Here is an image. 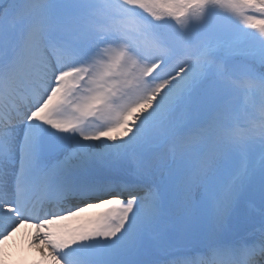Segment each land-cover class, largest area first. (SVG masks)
Instances as JSON below:
<instances>
[{"label": "rangeland", "instance_id": "obj_1", "mask_svg": "<svg viewBox=\"0 0 264 264\" xmlns=\"http://www.w3.org/2000/svg\"><path fill=\"white\" fill-rule=\"evenodd\" d=\"M9 1L0 0V13L5 14L0 19V67L5 65L6 68L5 71L0 69V81L11 94H14L13 89L26 93L27 89L35 91L40 98L39 109L41 105H49L46 111H41L27 124L29 130L37 134V142V137H40V143L49 149L48 165L62 162L63 157L75 149L71 138L77 136L84 145L79 152L89 153V157L83 158L87 163L91 160L92 165H103L104 162L121 160L123 164L118 166L122 168L121 176L129 174L133 177L139 172L150 182L151 189L162 190L158 198L148 190L144 194L146 198L134 199L133 204L114 202L104 209L103 215L102 212L97 215L96 221L93 214L82 226L71 229L72 225H69L61 229L62 234L54 230L51 238L57 248H63V244L60 246L62 237L75 243L80 237L77 234L81 233V237L86 239V250L97 257H112L113 252L122 246H133L134 236L138 240L141 238L147 247L160 250L159 245L156 247L155 242L147 239V235L154 233V226L156 229L161 226L155 218L158 212L172 219L171 229H168L167 222V229L162 230L169 234L172 249L188 250L193 245L187 244L198 238H217L221 234L214 223L215 216H209V199L217 190L216 181L224 179L228 170L232 172L240 168L239 162L244 157L248 158V171L241 184L237 183L228 195L216 218L223 226L221 232L229 236L240 233L242 223L238 221L243 214L247 231L240 233V237H249L252 230L264 233V158L260 162L264 156V75L248 66L258 53L241 46L245 33H253L256 27L264 25V11L259 5L251 8L253 0L239 6L232 0H208L202 4V13L199 12L201 21L221 31L222 36L198 39L196 25L189 23L191 17L188 15L192 8L185 18L177 19L173 12L161 9L159 3L153 7V14H156L153 18L157 19L147 21L126 7L121 15L102 26V13L109 0H54L55 10L64 19L72 16L76 20L81 12L88 17L82 23H76L74 32L79 30L76 38L69 40L64 36L62 40L51 41L47 37L48 31L41 29L37 22L26 27L18 26L19 18L24 16L40 19L35 6L50 0H26L16 12L11 10L12 4L9 10H5ZM185 1L190 4L189 0ZM258 1L264 3V0ZM213 3H218V6L214 8ZM119 5L120 8L123 6L122 3ZM230 9L232 13H229ZM256 14L262 15L263 19H258ZM184 27V40H189V45L183 44L182 50L174 56L172 44L181 36L180 31ZM98 33L100 37L107 38L106 46L99 50L93 47ZM116 44H120L118 50H124V59L128 58L127 55H134L127 66L129 71L118 79L117 72L120 71L115 70L101 82L99 76L105 73L102 59L110 54L107 45L110 49ZM116 52L113 50L108 57ZM155 59L164 63L153 70L151 79L144 84L138 73L135 74L137 67L140 65V70H143L149 61ZM78 62L90 67L85 84L76 82V77H62L68 67ZM16 73L25 75L18 77ZM163 82L166 83L164 93L168 95L169 102L160 107L150 100L152 90L149 89ZM200 84H205L199 93L201 103L192 104L191 99L197 95L195 90L202 89H199ZM66 92L70 93L69 97H66ZM44 96L52 98L46 100ZM68 99L74 102L69 107L63 105ZM141 102L149 104L129 129L107 137L105 131L118 125L122 116ZM18 105L25 110L21 103ZM184 107L187 109L185 115L181 114ZM96 108L97 113L92 116L91 111ZM85 118L89 121L88 127L80 125L79 121H85ZM95 129H100L98 132L107 141L99 143L94 137ZM10 130L6 135L8 150L0 151L2 196L10 185L9 168L13 152L9 149L13 148L18 137L17 133L11 135L13 130ZM94 141L99 145H94ZM168 150L166 164L162 165L160 160ZM197 153L198 162L191 164ZM15 158L18 157L14 155ZM172 165L176 168L173 169ZM170 169L171 173H166ZM179 175L182 176L180 179ZM177 185L185 190L181 195L175 193L174 186ZM241 196L250 201L243 202L247 204L232 203ZM152 199L156 213L146 209ZM226 205L230 208L225 212ZM177 209L181 211L176 213ZM179 215L186 218L180 219ZM173 218H177L183 228L177 226ZM2 226L0 223V229ZM91 236L96 242H92ZM40 250L35 248L38 255ZM15 252L25 253L24 249L19 251L18 244Z\"/></svg>", "mask_w": 264, "mask_h": 264}, {"label": "bare ground", "instance_id": "obj_2", "mask_svg": "<svg viewBox=\"0 0 264 264\" xmlns=\"http://www.w3.org/2000/svg\"><path fill=\"white\" fill-rule=\"evenodd\" d=\"M85 164L86 161L79 162L78 166L73 168V171H81L82 167L85 168ZM130 184L145 187L142 179H133L132 181L125 183V185ZM32 195L33 191L26 188L23 195L25 196L23 202L24 206L29 205L31 207H35V204L30 202ZM7 199L8 194H4V196L0 195V204L4 201L7 202ZM153 205V201H150V206ZM36 208L41 209V205ZM21 211L22 207L18 208L16 211V216H14L7 206V203L4 206H0V217L3 216L2 220H10L7 222L8 228L4 227L1 230L0 247H6L7 244L14 241V243L17 242L21 246H25L28 252V255L23 256V258L20 261H17L15 264H69L67 256H70L73 259L76 258V246L74 247L73 243L68 242L67 244L63 245L62 249H58L51 240V235L49 234L48 230L50 226L53 225V223L50 221V217L45 220L36 219L30 223V221L24 219ZM87 216H90V212L84 210L76 213L74 218H71V220L74 221V223H78L79 218H86ZM41 221L45 222L41 223ZM20 233H22L21 236ZM16 236H20V239L16 240ZM262 238H264V236H262ZM37 247L41 249V259H39V261H34V257H37V253L35 251V248ZM260 247L261 246L258 245L257 249L260 250ZM6 255L7 252L4 254L5 258H7ZM190 259L192 260V258ZM122 261L123 260L117 261L113 264H119Z\"/></svg>", "mask_w": 264, "mask_h": 264}, {"label": "trees", "instance_id": "obj_3", "mask_svg": "<svg viewBox=\"0 0 264 264\" xmlns=\"http://www.w3.org/2000/svg\"><path fill=\"white\" fill-rule=\"evenodd\" d=\"M157 1H159V0H156V2H157ZM165 1H166V0H163V2H162V3H163V7L165 6L166 8H167V7L170 8V7H171V6H170V2H169V1L165 2ZM189 1L191 2L192 0H189ZM198 1H202V2H204L205 0H198ZM190 4H191V3H190ZM177 6H178V7H176L174 10H177V11H178V10H180V9H179V5H177ZM177 8H178V9H177ZM256 35H257V36H262V37H263V35H264V30L260 29L259 33H258V34L256 33ZM254 38H255V37H254ZM261 39H262V38H261ZM257 41H258V39L255 38V42H257ZM252 44H254V43H252Z\"/></svg>", "mask_w": 264, "mask_h": 264}]
</instances>
